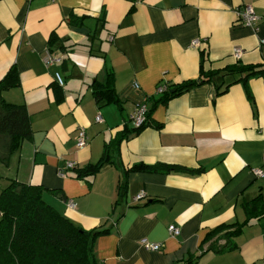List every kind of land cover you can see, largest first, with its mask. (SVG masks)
Returning <instances> with one entry per match:
<instances>
[{
    "label": "crops",
    "instance_id": "1",
    "mask_svg": "<svg viewBox=\"0 0 264 264\" xmlns=\"http://www.w3.org/2000/svg\"><path fill=\"white\" fill-rule=\"evenodd\" d=\"M246 5L258 30L237 20ZM197 39L206 40L200 49ZM263 43L264 0H0V82L13 68L19 75L2 95L27 108L33 131L0 159V195L14 181L41 186L45 202L76 226L110 230L94 243L99 264H264V212H248L254 202L264 211V177L253 173L264 172V75L228 87L238 76L224 73L264 64ZM47 50L61 61L47 67ZM202 69L222 73L168 100L155 93ZM111 75L118 99L99 102L94 88ZM138 103H147L151 124L136 134ZM82 128L88 145L78 149ZM124 131L114 164L77 178ZM68 161L78 166L63 178ZM156 164L179 169L131 171ZM233 225L242 230L231 240L229 230L212 238ZM145 238L162 249H145Z\"/></svg>",
    "mask_w": 264,
    "mask_h": 264
},
{
    "label": "trees",
    "instance_id": "2",
    "mask_svg": "<svg viewBox=\"0 0 264 264\" xmlns=\"http://www.w3.org/2000/svg\"><path fill=\"white\" fill-rule=\"evenodd\" d=\"M78 22V21H77ZM222 72H204L196 80L185 81L182 84L168 86L163 94L164 100L171 99L193 88L210 83ZM225 75L238 76L228 87L238 81L246 82L251 77L264 75V64L253 66H234L224 70ZM19 85L18 72L13 68L0 82V135L8 136L9 145L0 159H8L18 150L24 141L32 138L33 131L28 110L25 106L9 104L3 98V91ZM94 96L101 102L106 99H118L114 88V78L111 75L106 84L94 88ZM149 120L141 128H135L138 134L149 126ZM126 132L119 133L115 139L106 145L105 152L96 164L87 166L77 172V178L95 176L108 164H114L115 154L120 144L127 137ZM148 169L152 172H171L179 168L167 164H156L145 167L134 166L131 171ZM75 171V170H74ZM125 185L120 186V191ZM249 217L260 215L264 211L255 202L248 207ZM225 230L223 236L231 240L241 230L242 226H225L218 228L212 234L216 237ZM110 230L86 231L60 214L54 207L45 202L41 186L12 182L0 195V264H99L94 250L96 239L109 233ZM211 240V239H210ZM228 242L221 251L232 248ZM193 264V263H188Z\"/></svg>",
    "mask_w": 264,
    "mask_h": 264
},
{
    "label": "built area",
    "instance_id": "3",
    "mask_svg": "<svg viewBox=\"0 0 264 264\" xmlns=\"http://www.w3.org/2000/svg\"><path fill=\"white\" fill-rule=\"evenodd\" d=\"M235 14L237 16V20L239 23H241L245 26H248V27H252L255 30H258L257 24L259 22V18L255 14L253 6L246 5V6H243L241 8H238L235 11ZM205 43H206V40L197 39V40H194L192 42V47L196 48V49H200V48H202V46H204ZM263 47H264V43H263ZM234 55H235L236 59L240 60L242 55H243L242 50L241 49L235 50ZM60 61H61V59L54 57L51 54L50 50L46 51V57L44 59V62H45V65L47 67H51ZM55 82L60 87H63L65 85V79L60 73L55 74ZM134 87L136 89L140 88L138 84H135ZM167 90H168V84H161L156 88L155 93L156 94H164ZM148 116H149V108H148L147 103H138L136 105V107L134 108L131 116H130V122H132V124L135 128H141L142 126L146 125V123L148 122V120H149ZM96 121L99 123L102 122L103 121L102 116H100V115L97 116ZM76 145H77L78 149H83L88 145V137H87V134H86V131L84 128L80 129V131H79V134L76 138ZM77 166H78L77 163L68 161L59 170V175L63 178L67 177L70 172L77 169ZM253 173L259 178L264 177V172H262L261 170L255 169V170H253ZM144 196H145V194L141 193L140 195L137 196V199H141ZM74 206L75 205L72 202L69 203L70 208H74ZM169 233L172 237H178L181 234V230L177 226L171 225L169 227ZM141 245L145 249L153 251V252H159L162 249V246L160 244L153 243L146 238L141 240Z\"/></svg>",
    "mask_w": 264,
    "mask_h": 264
},
{
    "label": "rangeland",
    "instance_id": "4",
    "mask_svg": "<svg viewBox=\"0 0 264 264\" xmlns=\"http://www.w3.org/2000/svg\"><path fill=\"white\" fill-rule=\"evenodd\" d=\"M132 124V122H131ZM133 125V124H132ZM10 139L8 136L0 135V156H3L8 147Z\"/></svg>",
    "mask_w": 264,
    "mask_h": 264
}]
</instances>
